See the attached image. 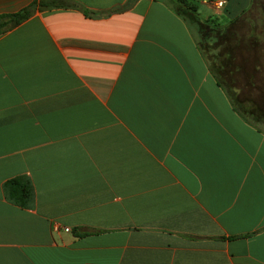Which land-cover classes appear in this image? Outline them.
<instances>
[{
    "label": "crops",
    "instance_id": "crops-1",
    "mask_svg": "<svg viewBox=\"0 0 264 264\" xmlns=\"http://www.w3.org/2000/svg\"><path fill=\"white\" fill-rule=\"evenodd\" d=\"M188 1L264 28V0ZM68 2L0 34V264H264V128L196 29L169 0Z\"/></svg>",
    "mask_w": 264,
    "mask_h": 264
},
{
    "label": "trees",
    "instance_id": "trees-1",
    "mask_svg": "<svg viewBox=\"0 0 264 264\" xmlns=\"http://www.w3.org/2000/svg\"><path fill=\"white\" fill-rule=\"evenodd\" d=\"M169 1L177 15L181 16L190 26L194 25L198 34L200 49L209 60L210 68L219 83L224 86L229 94L235 110L246 121L251 122L258 128H264L263 117L256 113L261 111L259 105L255 101H244L243 93L236 89V84L240 80L234 75L244 73L246 64L237 62L236 52L238 49L229 45L228 27L223 29L219 26H212L208 19L200 17L196 7L188 0ZM70 4L74 5L71 2L69 3L68 0H34L17 12L0 14V34L17 26L29 18L36 10L63 7ZM121 8L120 6L115 7L109 12L117 11ZM82 10L86 12L85 9ZM4 189L7 197L18 205L26 207L33 202L34 190L31 180L27 176L21 175L7 180L4 183Z\"/></svg>",
    "mask_w": 264,
    "mask_h": 264
},
{
    "label": "rangeland",
    "instance_id": "rangeland-1",
    "mask_svg": "<svg viewBox=\"0 0 264 264\" xmlns=\"http://www.w3.org/2000/svg\"><path fill=\"white\" fill-rule=\"evenodd\" d=\"M219 13L217 11H209L208 20H209V23L212 24V26L214 27L219 26L224 29L225 27L229 25L230 22H229V19L225 15H221ZM261 13H263L262 15H264V11L263 12L261 11ZM258 14L259 13L257 12L256 16H258ZM252 25L254 27L250 28V30L248 28L249 26L247 27L244 26L245 28L243 29V32H244L243 35L248 37L250 36L249 31H251V34H254L255 32L257 39H258V43L255 49L252 48L253 46L244 48L245 46L242 44L240 46L235 43H233L232 45L231 44L229 45H231L232 48L234 47L235 49H238V51L236 52L237 62L239 64L241 62L246 64L245 70L248 71L249 74L252 75L253 79L256 80L255 86L250 87L248 85V87H246L247 84L244 83V77L241 76L242 74L241 75L235 74L234 76H236L240 80L236 84L237 86L236 89L239 90L240 93L241 92L243 93L245 90H248L252 94V96L255 97L254 101L259 105V107L261 106V108L264 110V28H263V25L261 24V21H259L257 18H255V20H252ZM228 40L230 43L234 42L233 39L230 41L229 35H228ZM255 65L256 66L258 65V66L256 67ZM257 96L258 98H256ZM262 109H260L261 110L260 112L257 111L256 113L257 115H260L261 117H263L262 120L264 122V115H263L264 111Z\"/></svg>",
    "mask_w": 264,
    "mask_h": 264
},
{
    "label": "flooded vegetation",
    "instance_id": "flooded-vegetation-1",
    "mask_svg": "<svg viewBox=\"0 0 264 264\" xmlns=\"http://www.w3.org/2000/svg\"><path fill=\"white\" fill-rule=\"evenodd\" d=\"M231 28H230L231 30H230V33H229V38H230V41L232 39L234 40V42H231V43L229 42L231 45L233 43H235V44H237L239 46L241 44L244 45L245 46L244 48H247V47H250V46H253L252 47L253 49L256 48L257 43H258V39H257V36H256L255 32H254V34H251V31H249L250 36L247 37V36L243 35L244 32H240L239 29H238L239 31L237 30V32H236V29L234 28V26L231 25ZM248 28L250 30V28H252V27L249 26ZM244 40H245V42H244ZM242 75L244 76V83L247 84L246 87H248V85L250 87L255 86V82L253 81V77H252L251 74H249L248 71L245 70L244 73H242ZM243 93H245V94H243L244 101L245 100L247 102H248V100L251 101V102L254 101L255 97H253L252 94L248 90H245ZM259 97H260V95H259ZM256 98H258V96ZM260 109H262L261 106H260Z\"/></svg>",
    "mask_w": 264,
    "mask_h": 264
},
{
    "label": "built area",
    "instance_id": "built-area-1",
    "mask_svg": "<svg viewBox=\"0 0 264 264\" xmlns=\"http://www.w3.org/2000/svg\"><path fill=\"white\" fill-rule=\"evenodd\" d=\"M212 5L215 8H222L224 6V1L223 0H218V1L212 2ZM65 229L68 230V228H65Z\"/></svg>",
    "mask_w": 264,
    "mask_h": 264
}]
</instances>
